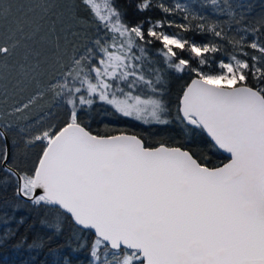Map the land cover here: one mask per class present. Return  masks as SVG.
<instances>
[{"label":"snow or ice","instance_id":"6c2138e0","mask_svg":"<svg viewBox=\"0 0 264 264\" xmlns=\"http://www.w3.org/2000/svg\"><path fill=\"white\" fill-rule=\"evenodd\" d=\"M209 6L226 24L163 0H132L135 21L115 0H0V104L21 96L0 109V192L12 186V207L40 209L50 233L17 247L65 237L50 249L58 264L80 251L88 264H264V12L201 0ZM176 14L185 23L168 19ZM191 32L212 39L197 43ZM165 73L190 77L174 114ZM42 102L49 111L27 122ZM98 106L144 125L177 122L183 142L93 133ZM197 130L202 144L193 145ZM10 134L30 166L10 152ZM214 151L226 162L212 165ZM16 235L0 233V246Z\"/></svg>","mask_w":264,"mask_h":264},{"label":"trees","instance_id":"16d2710c","mask_svg":"<svg viewBox=\"0 0 264 264\" xmlns=\"http://www.w3.org/2000/svg\"><path fill=\"white\" fill-rule=\"evenodd\" d=\"M116 6L122 11H125L127 18L130 21H135L138 19V15L135 13L134 7H132V0H115ZM166 4H174L179 2L181 4H189L192 10L197 14L202 13L209 20H215L219 23L226 24L228 18L226 16H221L213 13L211 7L200 8L201 0H163ZM236 2V0H234ZM241 3H251L252 8L248 15L256 16L264 12V0H238ZM150 16H160L162 15L158 11L149 13ZM168 19L173 20L175 23H185L182 19V14H176L174 16L168 17ZM194 21L193 23H196ZM251 20H246L245 23H250ZM169 32L179 31L175 28L168 29ZM229 36H236L239 38L240 33L235 30V26L228 29ZM92 30L89 31V35H92ZM183 34V33H182ZM190 39L195 40L197 43H207L210 39L209 36H203L196 32L187 33ZM250 39L249 37H247ZM222 44V46H227L223 41H216ZM158 46V45H157ZM230 48V46H227ZM226 58V57H222ZM153 59H156L153 56ZM165 81V91L164 99L172 109L173 114L175 113L176 100L179 93L186 83L190 81L189 76H184L183 79L177 78L175 74L168 75ZM63 115L58 117L56 123H59ZM115 121L107 122V125L102 123L99 118V113L93 112L92 119L90 121V128L93 133L105 134L108 132L118 133L120 131H127L129 133H135L142 136L146 142L150 145H157L159 142L172 143V142H183L180 135L181 126L177 122H173L168 126H157V125H144L137 121H132L128 118L120 117L115 114ZM18 144L14 148L12 145V135H9V148L10 152L17 153L21 166H30L26 164V158L20 157L24 155V145L22 141H19L17 137ZM189 143L202 144L201 134L197 130V134L189 141ZM21 153V154H19ZM33 153L29 152L28 156L31 157ZM25 156V155H24ZM212 165H220L222 162H226V157L221 155L219 152H213L209 157ZM14 196L12 191V186L7 188L6 192H0V213H5L8 215L10 223L8 225L0 224V233L6 232L8 230H14L17 235L14 238L8 239L7 243L0 246V264H58L61 259L60 253L56 251H50V249H56L58 245L62 246L64 244L65 237L54 238L42 249H28L19 248L16 246V242L22 237L27 236L29 241L36 237H46L50 235L49 231L44 228L40 220L43 218V212L40 209H36L31 206H20L18 208L12 207ZM7 201V203H5ZM23 219L24 223L18 225L17 221ZM61 251L67 254L68 250L66 248H61ZM73 264H88V255L86 251H80L78 253H72Z\"/></svg>","mask_w":264,"mask_h":264},{"label":"rangeland","instance_id":"374dc122","mask_svg":"<svg viewBox=\"0 0 264 264\" xmlns=\"http://www.w3.org/2000/svg\"><path fill=\"white\" fill-rule=\"evenodd\" d=\"M69 39H71V37H69ZM27 93L24 94V96L26 97ZM3 97L0 96V100H2ZM21 96H9L8 97V102L7 104H0V109H7V110H11V106L12 104L16 101V100H20ZM49 111L47 104L46 103H41V105L39 107H37L35 110L31 111L28 113L29 116V120L27 122H31V120H34L37 116V114L39 113H47ZM53 112V116L49 117V119H52L54 122H56V120L58 119V117L63 115V111L62 109H52ZM95 112L99 113V118L102 121L103 124H105V126L107 125V122H112L115 121V113L112 112V110L107 107V106H98L95 110ZM17 116H20V114H17ZM9 122L13 123V124H17V125H24L26 123V121L21 118L19 120L15 119L14 117L9 118ZM21 154V153H19ZM20 157L25 158L24 155H21Z\"/></svg>","mask_w":264,"mask_h":264},{"label":"water","instance_id":"95a60500","mask_svg":"<svg viewBox=\"0 0 264 264\" xmlns=\"http://www.w3.org/2000/svg\"><path fill=\"white\" fill-rule=\"evenodd\" d=\"M190 82V81H189ZM8 147H9V142H8ZM10 150V148H9ZM221 155H223L224 157H227V154L226 153H223V152H219Z\"/></svg>","mask_w":264,"mask_h":264}]
</instances>
